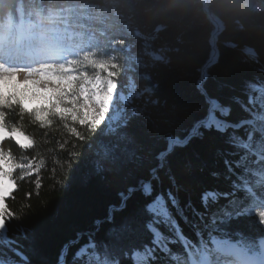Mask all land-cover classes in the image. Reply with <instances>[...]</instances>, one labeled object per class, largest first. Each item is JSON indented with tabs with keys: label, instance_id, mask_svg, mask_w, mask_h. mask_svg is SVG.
<instances>
[{
	"label": "snow or ice",
	"instance_id": "obj_1",
	"mask_svg": "<svg viewBox=\"0 0 264 264\" xmlns=\"http://www.w3.org/2000/svg\"><path fill=\"white\" fill-rule=\"evenodd\" d=\"M96 20L95 5L89 0H24L14 18L0 25V264H28L20 240L11 234L18 227L20 236L26 237L28 229L11 223L18 217L6 201L17 188L13 176L17 169L22 170L20 179L34 174L33 163H18L12 151L5 150L6 140L24 150L35 145V140L21 127L8 122L6 110L18 109L21 117L30 115L34 123L46 129L58 118L67 132L80 141L86 137L76 125L93 133L99 129L88 146L91 149L99 145L91 164L96 174L107 170L119 173L133 164L140 167L144 163L136 124L149 120L150 113L148 104L142 110L136 97L151 94L154 88L146 87L138 93L123 90L118 83L122 65L116 55L109 58L106 53L110 49L131 57L135 51L133 42L127 32L97 29ZM143 40V54L149 61L137 60L138 65L157 74L172 66L173 58L167 49H150V39ZM98 52L105 54L98 56ZM244 52L253 61L257 58L251 50ZM217 56L213 48L212 58L199 69V115L189 118L188 106L176 101L164 113L160 128L168 138L169 150L184 149L178 166L174 167L168 153L155 155L156 163L149 172L151 179L139 181L143 196L152 198L134 207L103 244L88 239L80 245L71 253L73 264H264V236L252 238L237 233L238 238L232 239L226 231L233 217L247 215H258V223L264 226V210L254 211L257 206L264 209V87L249 84V93L258 95L249 94L245 100L233 94L226 82H217L215 89L211 82L206 85L209 68L216 63ZM150 78L143 76L145 80ZM158 103L149 101L151 105ZM236 108L242 115L230 119ZM184 119L188 120L190 130L180 139L173 127ZM202 128L209 130L207 134ZM240 129H244L243 135L237 134ZM194 137L198 138L196 143H192ZM208 158L223 163V170H212L211 175L223 177L228 190H205L199 207L191 199L182 202L181 177L206 167ZM161 171L176 190L170 189L166 197L163 193L152 196L151 181L159 179ZM36 186L40 187L39 180ZM136 191L135 186H130L127 195L122 192L117 210H122L124 202ZM222 198L228 204L210 212L206 220L209 201L217 204ZM191 217L198 223H192ZM108 219L111 221V215ZM181 220L192 223L198 242L185 235ZM100 223L96 221L97 226ZM140 231L151 234L149 244L135 242L133 237ZM83 235L78 234L64 245L59 264H68L71 246L79 243ZM177 243L180 248L174 250L171 246Z\"/></svg>",
	"mask_w": 264,
	"mask_h": 264
},
{
	"label": "trees",
	"instance_id": "obj_2",
	"mask_svg": "<svg viewBox=\"0 0 264 264\" xmlns=\"http://www.w3.org/2000/svg\"><path fill=\"white\" fill-rule=\"evenodd\" d=\"M89 2L95 5L97 20L94 27L100 30L107 28L109 32H127L130 35L135 51L130 57L133 65L126 80H133L137 93L143 92L146 87L154 88L153 93L136 97L142 110L148 104L147 112L150 113L149 120H140L136 124L137 134L143 144L144 163L140 167L133 164L119 173L107 170L96 174L92 171L91 164L99 145L91 149L88 146L98 136L99 129L93 133L76 125L77 130L86 137L84 141H80L67 132L58 118L46 129L34 123L30 115L21 117L18 109L6 110L8 122L21 127L35 140V145L24 150L12 140H6L5 150H11L15 157L42 163V167L35 174L16 182V191L6 201L9 209L18 217L11 223L28 229L26 237L20 236L18 227H14L11 232L20 240L28 264H58L61 249L66 243L76 239L78 234L84 235L79 243L71 246L67 257L68 264H73L71 253L88 239H93L97 245L109 239L110 231L134 207L152 198L143 196L139 181L151 179L149 172L150 167L156 163L155 155L168 150V138L160 128L164 113L176 101L188 106L189 118L199 115V69L211 59L212 38L216 29L202 0L195 3L191 0ZM21 3L24 0H0V10L16 14ZM208 10L214 18L222 21L223 28L216 37L219 55L216 63L209 68L210 79L205 84L211 82L215 89L217 82H226L231 86L233 94L240 95L245 100L249 94L258 95L249 93L248 86L255 84L257 88L264 87V70H261V65H264V0H235L234 3L212 4L208 6ZM143 37L150 39V49L164 47L168 50V55L173 58L171 67L162 68L157 74L137 64V60L141 63L149 61V57L143 54ZM252 49L257 55L254 61L244 52ZM106 54L110 58L112 53ZM146 74L151 76L149 80L143 79ZM123 75L121 72L118 83L124 88L127 81L122 83L120 78ZM150 99L158 100L159 103L151 105ZM240 115L242 113L236 108L230 119L236 120ZM189 130L187 119L176 122L173 127L174 134L180 139ZM201 131L207 134L209 130L202 128ZM237 134L243 135L244 129H240ZM197 141L198 138L194 137L192 143ZM72 152L76 156H72ZM183 153L184 149L175 147L168 154L174 167L178 166ZM212 170H223V163L208 158L206 167L181 177L183 189L179 195L182 202L191 199L199 207L200 197L205 190H228V184L223 177H213ZM37 180L40 181V187L36 186ZM151 182L152 196L163 193L166 197L170 189L176 190L170 185L163 171L160 172L159 179ZM130 186H135L137 191L124 202L125 207L122 210H117L122 202L120 194L123 192L127 195ZM227 204L228 201L223 198L217 204L209 201L210 210L205 219L209 218L210 212ZM169 207L171 209V205ZM171 210L175 214V210ZM110 215L111 221L108 219ZM97 220L101 221L98 226ZM191 221L198 223L195 217H191ZM192 223L185 224L181 220L185 235L193 242H198L199 237ZM226 231L232 239L238 238L237 233L252 238L263 236L256 218L248 215L233 217ZM203 234L206 236V233ZM149 237L150 233L140 231L133 239L138 245H144ZM171 247L178 250L180 244Z\"/></svg>",
	"mask_w": 264,
	"mask_h": 264
},
{
	"label": "rangeland",
	"instance_id": "obj_3",
	"mask_svg": "<svg viewBox=\"0 0 264 264\" xmlns=\"http://www.w3.org/2000/svg\"><path fill=\"white\" fill-rule=\"evenodd\" d=\"M215 25V24H214ZM252 52H254L255 54H256V52H255V50H251ZM99 53L100 52H98V56H99ZM107 53H112L111 55H116L117 57H118V61L117 62H119V63H121V65H122V72L124 73V75L120 78V80L121 81H123L122 83H124V82H126L127 81V84H126V86L123 88V90L126 92V93H128L129 91H131L132 93H137V91H136V88H135V85H134V82H133V80L131 79V78H128L127 80H126V76H128V71H130L131 69H132V65H133V61H132V59L129 57V56H126V55H124L123 53H113V52H111L110 50H108L107 51ZM105 54V53H104ZM101 55H103V53H101ZM90 73L93 71L92 69H87ZM33 103H36V102H33ZM109 116L111 115V111L109 112V114H108ZM105 123H107V119L105 120ZM101 127H103V125L101 126ZM6 142V141H5ZM5 142H4V144H5ZM15 157V156H14ZM16 158V161L18 162V163H24V164H27V163H29V162H31V163H33L34 164V168H33V172H34V174L37 172V168H38V170L42 167V163L40 162V161H32V160H25V159H22V158H20V157H15ZM21 174H22V170H20V169H17L15 172H14V174H13V176H14V179L16 180V182L18 181V180H21L20 179V176H21ZM28 177L29 176H32V175H27ZM27 176H25V177H27ZM16 191V189L13 191V193ZM12 193V194H13ZM9 199V198H8ZM7 199V200H8ZM249 203V205H250V202H248ZM234 208H235V206H233ZM260 210H264V209H261V208H259L258 206L254 209V211L256 212V213H258V211H260ZM248 216H253V217H255L256 218V220L258 221L259 220V217H258V215H248ZM260 225V224H259ZM261 226V228L262 227H264V226H262V225H260ZM263 234V236H264V232H262ZM206 238V237H205ZM150 241H151V234H150V237H149V239H148V242L146 243V244H149L150 243Z\"/></svg>",
	"mask_w": 264,
	"mask_h": 264
},
{
	"label": "clouds",
	"instance_id": "obj_4",
	"mask_svg": "<svg viewBox=\"0 0 264 264\" xmlns=\"http://www.w3.org/2000/svg\"><path fill=\"white\" fill-rule=\"evenodd\" d=\"M191 2L195 3L198 2V0H191ZM202 2L205 5H212L218 3H234L235 0H202ZM14 16L15 14L11 11L4 12L0 10V25H6L14 18Z\"/></svg>",
	"mask_w": 264,
	"mask_h": 264
},
{
	"label": "bare ground",
	"instance_id": "obj_5",
	"mask_svg": "<svg viewBox=\"0 0 264 264\" xmlns=\"http://www.w3.org/2000/svg\"><path fill=\"white\" fill-rule=\"evenodd\" d=\"M217 19V20H216ZM214 22V24H215V26H216V29H215V31H214V37L212 38V45H213V48H215L216 50H217V47H216V37H217V35H218V33H217V31L218 30H220L221 29V27L223 28V26H222V21L220 20V19H218V18H215L214 20H213ZM212 57V56H211ZM58 264H59V262H58Z\"/></svg>",
	"mask_w": 264,
	"mask_h": 264
},
{
	"label": "water",
	"instance_id": "obj_6",
	"mask_svg": "<svg viewBox=\"0 0 264 264\" xmlns=\"http://www.w3.org/2000/svg\"><path fill=\"white\" fill-rule=\"evenodd\" d=\"M208 6H209V5H205V9H206V11H207L209 17L212 18V19L214 20L215 18H214L213 15L209 12V10H208ZM216 20H217V19H216ZM222 26H223V24H222ZM221 29H222V27H221ZM221 29L217 31L218 34L221 32ZM213 37H214V34H213ZM216 51H217V53H218V55H219L218 50H216ZM211 58H212V57H211ZM217 58H218V56H217ZM174 148H175V147H173L171 150H169V144H168V150H167L165 153H168V154L171 153V152L174 150Z\"/></svg>",
	"mask_w": 264,
	"mask_h": 264
}]
</instances>
